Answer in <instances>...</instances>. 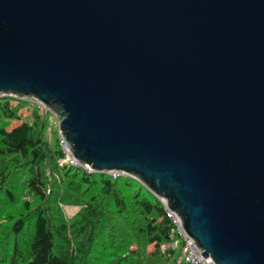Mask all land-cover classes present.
I'll list each match as a JSON object with an SVG mask.
<instances>
[{"label": "water", "instance_id": "95a60500", "mask_svg": "<svg viewBox=\"0 0 264 264\" xmlns=\"http://www.w3.org/2000/svg\"><path fill=\"white\" fill-rule=\"evenodd\" d=\"M0 92L60 115L78 163L163 199L204 257L264 264V0H0Z\"/></svg>", "mask_w": 264, "mask_h": 264}, {"label": "trees", "instance_id": "16d2710c", "mask_svg": "<svg viewBox=\"0 0 264 264\" xmlns=\"http://www.w3.org/2000/svg\"><path fill=\"white\" fill-rule=\"evenodd\" d=\"M18 109L0 99V223L9 237L0 264H188L170 245L173 224L158 198L129 176L61 166L62 139L45 132L50 113L11 125ZM66 205L77 209L69 216Z\"/></svg>", "mask_w": 264, "mask_h": 264}, {"label": "built area", "instance_id": "2783aa9c", "mask_svg": "<svg viewBox=\"0 0 264 264\" xmlns=\"http://www.w3.org/2000/svg\"><path fill=\"white\" fill-rule=\"evenodd\" d=\"M2 97L3 96H1L0 98ZM36 103V108L39 109V111L44 112L45 114L48 112V109L45 108L41 103H39L38 101H36ZM49 113L53 116H55L54 114H57L51 111ZM61 148L63 150V158L60 162L61 166H76L88 172H92L91 168H89L88 165H81L75 160L67 144L63 140H61ZM117 173L118 172H110L109 174H111L113 177H116ZM159 200L164 206L166 216L171 220L173 224V227H171L172 240L170 242V245L172 248H178L180 253L178 261H184L188 264H215L211 258L204 257L202 255L201 250L196 242L183 230V226L178 216L172 210L167 208L166 203L163 199Z\"/></svg>", "mask_w": 264, "mask_h": 264}, {"label": "rangeland", "instance_id": "374dc122", "mask_svg": "<svg viewBox=\"0 0 264 264\" xmlns=\"http://www.w3.org/2000/svg\"><path fill=\"white\" fill-rule=\"evenodd\" d=\"M0 94H1L0 97L4 96L1 92H0ZM5 98L10 99V105H13V106L18 105L19 106V109L17 111L18 116L16 118L12 119L13 121L11 120V122H12L11 125L19 123L25 119H27V120L42 119L46 115L44 112H41V111H39V109L36 108L37 103H36L34 98L15 97L12 94H9L7 96H4V98H0V99H5ZM47 111L50 112L49 110H47ZM54 115L55 116H53L51 114L47 115V118L49 119L48 122L51 125L47 126L45 132H46V136L48 138L52 139L53 137H56L59 140L60 138L62 139V137L59 133V127H58L59 122L61 120V116L58 114H54ZM0 121H1V119H0ZM8 123H10V121ZM8 125H10V124H8ZM91 171L94 172L92 169H91ZM119 174L120 173H117V176ZM121 175H123V174H121ZM125 176H127V175H125ZM64 208H65L67 215H69V216L72 215L77 209L75 206H71V205H66ZM1 226H4L3 223H0V243H2V241L9 240L8 232H7V234H5V231L7 229L6 228L1 229ZM10 243H11V240H10ZM151 250H152V246L150 245V246H148L147 251H151Z\"/></svg>", "mask_w": 264, "mask_h": 264}]
</instances>
